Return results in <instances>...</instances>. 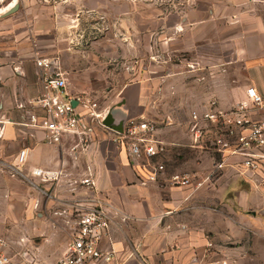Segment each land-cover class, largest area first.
<instances>
[{"label":"rangeland","instance_id":"374dc122","mask_svg":"<svg viewBox=\"0 0 264 264\" xmlns=\"http://www.w3.org/2000/svg\"><path fill=\"white\" fill-rule=\"evenodd\" d=\"M222 1L0 0V121H11L0 137V160L11 164L18 150L41 142L29 115L37 113L33 100L40 92L35 60L49 58L72 91L87 92L100 106L110 107L112 115L122 114L114 125L148 121L157 128L156 139L173 142L157 159L165 172L154 184L176 187L168 178L187 175L186 188L197 204L207 205L208 221L218 224V237L208 232L215 244L239 245L222 236L230 235V197L236 187H264V161L251 174L244 156L216 151L211 135L193 141L188 123L194 106L199 112L221 109L214 94V65L226 35L218 18ZM247 106L249 113L258 109ZM218 132L226 136L223 129ZM115 152L129 162L122 149ZM115 152L105 150L107 156ZM26 168L27 163L20 173H11L0 167V239L13 264H52L69 241L67 221L73 218L66 217L67 205L53 197H70L66 186L28 178ZM132 168L136 181H144V171ZM53 217H60L58 225H44Z\"/></svg>","mask_w":264,"mask_h":264},{"label":"crops","instance_id":"0c3cea01","mask_svg":"<svg viewBox=\"0 0 264 264\" xmlns=\"http://www.w3.org/2000/svg\"><path fill=\"white\" fill-rule=\"evenodd\" d=\"M221 3L224 10L218 14L219 25L221 33L226 35L214 65L218 106L227 110L241 102L249 105L247 89L254 87L263 103L249 114L254 120L264 121V0H223ZM34 67L36 74L35 63ZM194 109L198 110L194 106L189 114ZM260 111L262 117L256 115ZM120 116L121 113L111 114L113 123L119 122ZM27 148V176L36 183L40 181L29 176V170L35 166L46 170L61 168L73 174L90 167L97 193L120 213L110 225L108 237L115 254L109 264H138L140 258L148 264H264V187L246 185L232 191L230 208L234 215L229 224L230 235L222 234V238L241 243L227 249L215 244L217 240L211 233L218 237V224L208 221L211 213L207 205L197 204L190 189L138 183L132 165L120 154L116 155L118 147L114 144L105 141L82 151L72 150L66 143L48 145L36 141ZM107 148L115 154L107 156ZM107 158L115 166H108ZM56 184L66 186V193L71 196L64 181L58 180ZM53 198L65 206L69 199ZM238 210H245L246 215ZM65 211L68 217V205ZM56 214L60 216L64 212ZM123 214L127 219H120ZM59 218H49L44 225H58ZM208 242L212 246L207 247Z\"/></svg>","mask_w":264,"mask_h":264},{"label":"built area","instance_id":"2783aa9c","mask_svg":"<svg viewBox=\"0 0 264 264\" xmlns=\"http://www.w3.org/2000/svg\"><path fill=\"white\" fill-rule=\"evenodd\" d=\"M54 64L55 61L49 58L38 57L35 60L40 92L33 100L37 113H32L29 118L40 133L41 142L48 145L66 143L72 150L80 148L82 151L93 144L110 142L124 151L137 172L144 171L142 184L157 182L165 172L164 164L157 159L174 143L166 144L156 139L157 128L148 121L127 120L122 126L113 122L106 124L110 109L100 106L87 92L72 91L62 72L53 70ZM247 95L253 106L261 107L263 99L254 87L247 89ZM248 110L245 102L228 111L213 108L199 112L194 109L189 114L188 123L191 135H194L193 141L211 135L210 141L216 151L244 156L243 165L253 174L258 171V161H264V121L251 119ZM10 122L8 117L0 121V137L4 134V125ZM219 129H223L226 136L223 137ZM229 139L235 142L234 146L230 145ZM27 150H18L11 164L0 160V167L9 169L11 173H20L27 162ZM29 176L44 183L62 180L69 186L68 216L73 215L68 222L71 236L62 256L52 264H109L115 254L108 237L110 225L120 213L97 194L90 167L73 174L61 168L46 170L35 166L29 170ZM168 181L179 187L190 184L187 175L173 174ZM120 219L125 220L127 216L123 214ZM4 245L0 239V264H13L3 250ZM210 246L212 243L208 242L207 247ZM138 264L148 263L140 258Z\"/></svg>","mask_w":264,"mask_h":264},{"label":"water","instance_id":"95a60500","mask_svg":"<svg viewBox=\"0 0 264 264\" xmlns=\"http://www.w3.org/2000/svg\"><path fill=\"white\" fill-rule=\"evenodd\" d=\"M72 104L75 105V101H72ZM112 122H113V121H112L111 114H109V115L106 117V119H105V123H106V124H110V123H112Z\"/></svg>","mask_w":264,"mask_h":264}]
</instances>
